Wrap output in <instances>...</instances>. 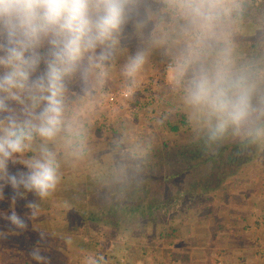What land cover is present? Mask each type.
Segmentation results:
<instances>
[{
	"label": "clouds",
	"instance_id": "1",
	"mask_svg": "<svg viewBox=\"0 0 264 264\" xmlns=\"http://www.w3.org/2000/svg\"><path fill=\"white\" fill-rule=\"evenodd\" d=\"M241 5L242 0H0V199L5 185L41 200L56 192L60 163L50 145L62 140L76 156L84 149V127L78 114H70V96L91 107L117 54L136 38L122 68L127 95L151 51L163 49L170 57L169 82L207 143L240 136L264 144V60H240L233 34ZM10 161L26 171L10 172ZM28 207L31 218L38 215L36 203ZM5 218L17 229L27 227L15 211ZM30 255L46 264L38 248Z\"/></svg>",
	"mask_w": 264,
	"mask_h": 264
},
{
	"label": "rangeland",
	"instance_id": "2",
	"mask_svg": "<svg viewBox=\"0 0 264 264\" xmlns=\"http://www.w3.org/2000/svg\"><path fill=\"white\" fill-rule=\"evenodd\" d=\"M251 3V0H242L241 8L249 7ZM239 18L233 40L241 62L246 61L243 58L246 57L250 46L255 43L259 44L264 60V28L258 24L242 22ZM158 52L161 54L149 55L148 61L137 77V86L127 99L118 103L109 102L112 94L125 93L128 83L122 75V68L127 57L132 53L125 54L127 52L123 53V51L119 52L116 63L112 64L103 87L94 92L95 99L91 107L81 105L75 95L70 96V114L72 112L78 114L84 127V149L78 158L76 156V159H73L72 164L66 162L63 165L64 174L61 175L63 182L57 188H61L59 195L65 198L62 203L64 214L53 223L52 229L56 230L58 226L65 229L66 225L63 223L66 221L68 226L70 224L76 226L74 234L78 238L71 243L76 247L73 249L72 260L66 261L68 259L61 258L56 252L50 256L48 251L52 249L45 248L49 242L54 241L52 232H42L45 234L43 240L40 234L30 233L33 242L30 252L38 248L40 255L46 258V264H90V262L91 264H137L140 259L144 261L147 257L151 258L152 252L161 251L164 244L162 240L168 239V236L182 235L181 226L187 222L188 209L212 207L210 204L214 198L222 205L227 204L228 197L230 201H235L231 194L235 191L233 195L237 196L238 190H242L243 183L250 179L253 180L251 187L254 192L260 186L262 190L264 144L256 145L261 147L254 154V159L239 170L230 173L229 168L223 167L226 173L222 188L213 187L217 179L214 171L218 168V166L214 168V162L194 165L200 159L191 160L192 153L183 156L185 152L189 153L196 149L193 143H198L205 133L199 130L192 120L195 128L193 133H190L185 126H181L178 133L168 129L166 118L169 114L178 110L186 114L188 112L182 103L181 92L175 90L168 79L166 64L170 62V57L164 54L163 49H158ZM72 88L78 91L75 85ZM176 119L179 123V117L175 118V121ZM188 120L190 121L189 117ZM242 138L229 136L218 142L228 145ZM56 144L63 149L68 147L62 140ZM215 148L216 145L212 150ZM208 153L209 150L205 152ZM217 161L221 164L224 162L219 158ZM188 165L192 167L188 168ZM193 165L197 166L195 170ZM168 169L170 172L176 170L175 173L183 175L181 174L182 176L180 175L172 184L161 183L160 179L151 178L163 175L164 172L169 171ZM112 174L117 175L118 178L122 177L123 182L106 179ZM142 178L146 179L145 183L141 182ZM205 181L210 186L204 187ZM180 189L184 195H177ZM261 190L258 197L263 200L264 195ZM240 193L242 194L243 191ZM166 197L169 198L167 201H165ZM142 198L145 204H148L151 198L156 199L159 215L155 216L151 211L148 215L142 214V216H150L152 220L148 217V225H145L139 233L125 226L115 227L114 223L101 220L102 218L99 217V212L108 211L112 206L118 208L127 200L138 201ZM161 200L162 203L159 202ZM28 218L31 220V217ZM26 223L35 228L36 224L32 220ZM253 223L256 228L264 225L263 216L256 214ZM159 254L160 252L153 259L162 260ZM16 260L11 261L9 257L0 255V264H24L20 258ZM31 260L29 262L31 261L32 264L33 262L39 264L32 256ZM161 260L155 264H165ZM221 263V261L217 262V264Z\"/></svg>",
	"mask_w": 264,
	"mask_h": 264
},
{
	"label": "crops",
	"instance_id": "3",
	"mask_svg": "<svg viewBox=\"0 0 264 264\" xmlns=\"http://www.w3.org/2000/svg\"><path fill=\"white\" fill-rule=\"evenodd\" d=\"M137 43L138 38L132 39L124 48L123 53H133ZM158 53H160L158 49H153L150 54L158 55ZM119 55L118 53L117 56ZM116 60L117 57L112 64H115ZM50 146L57 152L61 176L64 174V163L72 164L76 155H72L71 149L68 147L63 149L57 144ZM31 155L33 153L29 152L21 160L27 159ZM17 170L26 171V167L19 161H10L9 171L14 173ZM62 178L60 183L63 182ZM252 181L251 179L245 181L242 190H238L237 196L236 194L233 195L235 191L231 194L235 201H230V197H228L227 204L222 205L220 201L214 198L210 204L212 207L188 209L187 222L181 226L182 235L168 236V239L162 240L164 244H162L161 251L152 252L151 258L147 257L144 261L140 259L137 264L160 262L161 259H153L159 252V255L162 256L161 262L165 264H217L219 261L222 262L221 264H264V225L256 228L253 223L256 214H261L264 218V199L260 200L258 197L261 186L254 192L255 190L251 187ZM261 181L263 184L261 191L264 195V179ZM60 190L61 188H57L52 196L41 200L31 192L24 193L22 196L16 195L10 185L4 186L3 198L0 199V233H4V236L0 237V255L9 257L11 261H17L16 259L19 260L20 258L24 264H32L30 246L33 242L29 234L52 232L54 241L49 242L48 246L45 247L52 249L48 251L49 255L51 256L56 252L61 258L70 261L71 256L73 257V249L76 248L71 243L78 238L74 234L76 226L70 224L69 227L64 220L66 222L63 223L66 225L65 229L62 226H58L56 230L52 229L53 223L64 214V204L62 203L65 198L59 195ZM240 191L243 193L241 194ZM13 197L15 198L13 199ZM29 203H36L39 207L38 215L31 218L32 222L36 224L35 228H32L31 225L28 226L29 223H27L24 230L17 229L5 217L15 211L26 222H31L28 218L31 217ZM68 240L71 241L70 245L66 242ZM29 260L31 261L29 262Z\"/></svg>",
	"mask_w": 264,
	"mask_h": 264
},
{
	"label": "trees",
	"instance_id": "4",
	"mask_svg": "<svg viewBox=\"0 0 264 264\" xmlns=\"http://www.w3.org/2000/svg\"><path fill=\"white\" fill-rule=\"evenodd\" d=\"M251 1L252 3L249 7L244 6L243 8H241L239 19L242 22H245V23L249 22L254 25L258 24L260 27L264 28V0H251ZM262 58H263V55H262V51L259 49V44L255 43V44H252V46H250L246 54V57H244L243 59H245L246 61H249V60L261 61L263 60ZM178 117L180 119L179 123H177V119L175 121V118H178ZM188 117H189L188 113L187 114L182 113L181 110H178L175 113L169 114L167 116L166 125L168 129H170L171 131L175 133L180 132L181 126H185L187 129H189L188 131H190V133H193L195 132V128L193 127L194 122H192L191 120L189 121ZM191 136H194V135H191ZM201 138H202L201 140H198V143H193V145H196V149L191 150V152L189 153L185 152L183 156L185 157L192 153L191 154L192 158H190L191 160L200 159L194 165L208 164V163L214 162V168L215 166L216 167L218 166V168L214 171L216 172V175H217V179L215 180L214 186H213L214 188H222V184L225 181L224 176L226 173V171L223 170V167L224 169L229 168L230 173L239 170L240 167H243L246 163L254 159L255 157L254 154H256L257 149H260L261 147V146L260 147L256 146L259 143H251L246 138L239 139L236 142L228 144V145L221 144L220 142L207 143L205 134L202 135ZM214 145H216V148L215 150H212ZM251 145L252 147H250ZM207 150H209L210 153L205 154ZM250 151L251 152L254 151V153L253 152L251 153ZM248 153H251V155H249ZM218 158L219 160L224 161L223 164L217 161ZM194 165L193 167L195 170L197 166H194ZM187 167L189 168L192 166L188 165ZM175 172L176 170L172 172H170L169 170L168 172H164L163 175L161 176L158 175L154 178L153 177L151 178L154 180L160 179L159 182L161 183L164 182L167 184L169 183L172 184V182H175V180H178L179 176L182 174V173L178 174ZM121 178H118L117 175L112 174L111 176H109V178H106V179H109L110 181H119L122 183L123 179L121 181ZM142 179H141V182L145 183L146 179L148 178L146 177V179L144 178ZM205 182L203 183L204 187L210 186L209 184H207L208 182L206 183ZM131 185L133 184L131 183ZM177 192H178L177 195L178 194L184 195L182 189L178 190ZM168 199L169 198L165 199V201H167ZM151 201H154L155 203ZM151 201L148 202V204H145L144 198L139 199L138 201L127 200L126 202L122 203L118 208H116V206H112L110 209H108V211L99 212L100 213L99 217L102 218L101 220H107L111 223H114L115 227L125 226L128 229L131 228L133 232L136 231L139 233L142 231V228L145 225H148V217H150V216H142V214L144 215V213H146L148 215L149 212L151 211V213L152 214L154 213L155 216L159 215L158 214L159 208L156 206L157 204L156 199L151 198ZM162 201L163 200L159 202L162 203ZM150 219L152 220L151 217Z\"/></svg>",
	"mask_w": 264,
	"mask_h": 264
},
{
	"label": "built area",
	"instance_id": "5",
	"mask_svg": "<svg viewBox=\"0 0 264 264\" xmlns=\"http://www.w3.org/2000/svg\"><path fill=\"white\" fill-rule=\"evenodd\" d=\"M170 62H168L166 64V69L168 70V65H169ZM129 97V95L125 93H120V94H112L110 97H109V102L110 103H118L120 100H125Z\"/></svg>",
	"mask_w": 264,
	"mask_h": 264
}]
</instances>
